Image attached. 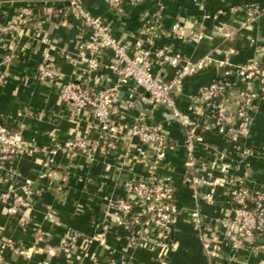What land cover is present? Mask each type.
<instances>
[{
	"label": "crops",
	"instance_id": "0c3cea01",
	"mask_svg": "<svg viewBox=\"0 0 264 264\" xmlns=\"http://www.w3.org/2000/svg\"><path fill=\"white\" fill-rule=\"evenodd\" d=\"M81 2L92 15L107 21L121 42L133 47L141 41L153 53L169 46L173 53L190 62L208 60L204 69L183 83L177 105L184 113L189 96L200 86L223 79L225 67L234 68L252 58L264 63V51H256L257 47L264 48V12L250 21L245 9L251 4L264 8V0H125L117 8L105 0ZM46 3L54 5L56 13L45 15L41 0H6L0 5L2 23L12 21L16 10L23 6L30 5L37 13L25 24L21 37L9 34L0 41V124L20 131L24 139V149L12 162L3 163L0 170V264H264V239L248 240L239 252L221 243L222 221L233 210L229 196L233 186L223 179L224 171L244 177L250 190L264 191V101L253 112L250 136L239 144L218 133L198 129L204 143L197 155L213 167V176L219 178V183L212 202L203 198L210 190L207 185H200V195L194 198L186 183L183 128L178 121L168 119L164 107L149 115L141 113L136 104L123 110L125 135L127 125L136 117L144 116L147 123L163 125L170 147L157 167L151 158L141 157L139 149L144 147L134 137H125L116 153L108 152L101 144L91 113L85 110L75 115L59 100L57 82L43 83L37 78V66L49 54L63 80L72 79L74 65L65 55L75 58L78 44L89 36L66 0ZM156 18L162 32L149 45L143 28ZM177 22L185 29L202 31L204 39L196 44L167 34ZM110 60L111 53L105 51L103 65ZM219 63L229 65L220 67ZM153 71L163 80L174 75L172 67L158 61L154 62ZM114 80L113 73L103 66L92 75L90 83L102 88ZM225 80L229 84L224 105L234 111L240 82L234 72ZM127 92L125 86L121 97ZM76 139L98 147L88 154L63 147L65 142ZM30 147H35V151L29 152ZM238 147L252 149L254 154L240 161ZM145 149L152 157V149ZM51 150L54 153L50 154ZM45 170L49 176H43ZM155 175L171 179L179 207L174 223L163 233L168 238L163 246L138 244L135 233L118 226L111 207L115 198L133 200L126 193V181ZM26 181L34 191L29 207L20 215L8 213L11 197L21 193ZM196 204L205 221L201 228L190 220ZM203 236L221 246L219 260L211 263L202 247Z\"/></svg>",
	"mask_w": 264,
	"mask_h": 264
},
{
	"label": "built area",
	"instance_id": "2783aa9c",
	"mask_svg": "<svg viewBox=\"0 0 264 264\" xmlns=\"http://www.w3.org/2000/svg\"><path fill=\"white\" fill-rule=\"evenodd\" d=\"M4 1L6 0H0V5ZM46 1L41 0L42 12L47 16L53 15L56 9ZM66 1L89 33L88 38L78 44L75 58L72 59L69 54L65 55V58L74 65V77L63 80L62 72L52 63L53 57L47 54L44 61L37 66V78L43 83L57 82L59 100L75 115L85 110L91 113L99 128L101 144L108 152L116 153L125 137H134L144 147L139 149L141 157L146 160L151 158L157 167L164 161L170 147L163 125L147 123L144 116L136 117L127 125L128 132L125 135L123 110L134 108L136 99L151 112L164 107L168 119L178 121L183 128L188 170L186 183L192 189L194 198L200 195V185L209 186L210 190L203 198L212 202L219 178L213 176V167L207 165L197 155L198 148L204 143L203 136L197 131L201 128L204 132L218 133L235 144L250 136L253 112L258 104L264 101V63L257 58L234 68H230L228 63H219L220 67L228 66L227 69L225 67L224 78L200 86L195 94L189 96L187 113H184L177 105L183 83L186 78L204 69L208 64L207 59L190 62L180 54L173 53L169 46L157 48L153 53L141 41H137L132 47L117 40L110 24L101 17L92 15L81 0ZM105 1L110 7L117 8L125 0ZM245 9L250 21H254L264 12V8L253 4L247 5ZM36 14L35 9L28 5L18 8L12 21L7 23L0 21V41L9 34L21 37L25 32V24L35 18ZM161 32L159 19L149 21L143 28L146 43L153 45ZM167 34L196 44L205 37L202 31L194 28L185 29L178 22L167 30ZM105 51L111 53V60L103 65L102 56ZM256 51L262 53L264 48L257 47ZM155 61L172 67L173 77L163 80L155 74L153 71ZM103 66L113 73L115 80L106 87H95L90 83L92 75ZM233 72L238 77L240 87L237 92V107L231 111L224 105L228 97L229 84L225 79ZM125 86H128L127 95L121 97ZM139 87L142 88L140 93L137 92ZM63 147L88 154L94 152L98 145L76 139L65 142ZM145 147L152 149V157H149ZM23 149L22 133L11 131L0 124V170L3 163L12 162ZM33 151L35 147H30L29 152ZM238 151L240 161L254 154V151L248 148L238 147ZM52 153L54 150L50 151V154ZM224 172L223 179L233 186L229 195L233 210L231 216L222 221L221 243L239 252L245 248L248 240L255 237L264 239V191H252L246 186L244 177L231 175L226 170ZM49 175L50 172L45 170L43 176ZM124 187L127 195L133 197V200L119 197L112 201L111 207L116 212L118 226L135 233L134 239L138 244L154 246L167 244L168 238L163 233L168 232L179 213L171 179L159 178L156 175L148 176L126 181ZM33 192L31 183L26 181L21 187V193L11 197L7 212L20 215L23 209L29 207ZM190 220L198 228L205 222L199 204L190 212ZM1 237L0 229V242ZM202 247L211 263L221 258V246H216L205 236L202 238Z\"/></svg>",
	"mask_w": 264,
	"mask_h": 264
},
{
	"label": "water",
	"instance_id": "95a60500",
	"mask_svg": "<svg viewBox=\"0 0 264 264\" xmlns=\"http://www.w3.org/2000/svg\"><path fill=\"white\" fill-rule=\"evenodd\" d=\"M137 90L138 91H142V88L139 87ZM135 104L138 107V109L141 111V113H143L144 115H149L150 114V110L149 109H144L142 107L141 103L138 100L135 102Z\"/></svg>",
	"mask_w": 264,
	"mask_h": 264
},
{
	"label": "trees",
	"instance_id": "16d2710c",
	"mask_svg": "<svg viewBox=\"0 0 264 264\" xmlns=\"http://www.w3.org/2000/svg\"><path fill=\"white\" fill-rule=\"evenodd\" d=\"M5 127H7L9 130H11L8 126H6V125H4ZM11 131H13V130H11ZM260 239V238H259Z\"/></svg>",
	"mask_w": 264,
	"mask_h": 264
}]
</instances>
